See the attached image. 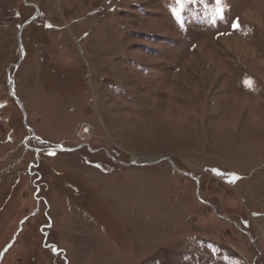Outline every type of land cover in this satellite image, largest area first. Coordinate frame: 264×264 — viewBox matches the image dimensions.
<instances>
[{
    "label": "rangeland",
    "instance_id": "1",
    "mask_svg": "<svg viewBox=\"0 0 264 264\" xmlns=\"http://www.w3.org/2000/svg\"><path fill=\"white\" fill-rule=\"evenodd\" d=\"M219 8L0 0V264H264V0Z\"/></svg>",
    "mask_w": 264,
    "mask_h": 264
},
{
    "label": "water",
    "instance_id": "2",
    "mask_svg": "<svg viewBox=\"0 0 264 264\" xmlns=\"http://www.w3.org/2000/svg\"><path fill=\"white\" fill-rule=\"evenodd\" d=\"M37 17H38V14L36 13V15H35L34 17H32V19L28 20L24 25H22V26L20 27V33H19V37H18L19 42H20V44H21V49H20V53H21V55H20V63L23 61V59H24V57H25V49H24V45L22 44V32H23L24 28H25L26 26H28V25H29L33 20H35ZM20 63H19V64H20ZM19 64L16 65V68L19 66ZM8 75H9V88H10V95H11V97L15 100V102H16L17 105L19 106L20 110L22 111L24 118L26 119V112L24 111V108H23L22 104L20 103V101H19L18 98L16 97L14 91L12 92V90H13V82H12V80H11V78H10V71H8ZM31 131H32V130H31ZM34 137H35V135H34V133L32 132V135H31L29 138H27V139L25 140V142H24V146L29 147V146H27V143H28V141H29L30 139H33ZM30 149H31L32 151H35L36 153H39V152L42 151L41 149H32V148H30ZM47 150H48V152L53 153V152H58V151H60V152H73V151H75L76 149H64V148H61V147H57V148H49V149H47ZM163 160H168V161H170L169 159H163ZM160 161H162V159L159 160L158 162H160ZM158 162H157V163H158ZM152 164H154V163H150V162H142V163H139L138 166L152 165Z\"/></svg>",
    "mask_w": 264,
    "mask_h": 264
},
{
    "label": "snow or ice",
    "instance_id": "3",
    "mask_svg": "<svg viewBox=\"0 0 264 264\" xmlns=\"http://www.w3.org/2000/svg\"><path fill=\"white\" fill-rule=\"evenodd\" d=\"M176 2H177L178 4H180V6H181V10H182L183 7H184V3H188V4H196V3H198V2H201V3H202L203 0H176ZM216 4H217V6H218V11H219V12H222L223 10L219 8V5L221 4V0H216ZM173 12H174L176 18L179 19V18H180V13H179V11L173 9ZM231 26H232L233 28H238V27H239V23H238V21L232 23ZM221 34H223V33H221ZM248 83H250V82H248Z\"/></svg>",
    "mask_w": 264,
    "mask_h": 264
},
{
    "label": "built area",
    "instance_id": "4",
    "mask_svg": "<svg viewBox=\"0 0 264 264\" xmlns=\"http://www.w3.org/2000/svg\"><path fill=\"white\" fill-rule=\"evenodd\" d=\"M79 133L81 134V136L83 137H87L89 135H91V129L89 128V130H87V126H83L80 130Z\"/></svg>",
    "mask_w": 264,
    "mask_h": 264
},
{
    "label": "bare ground",
    "instance_id": "5",
    "mask_svg": "<svg viewBox=\"0 0 264 264\" xmlns=\"http://www.w3.org/2000/svg\"><path fill=\"white\" fill-rule=\"evenodd\" d=\"M87 130H89V127H87ZM142 161V160H141ZM138 162V161H137Z\"/></svg>",
    "mask_w": 264,
    "mask_h": 264
}]
</instances>
